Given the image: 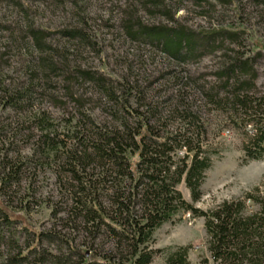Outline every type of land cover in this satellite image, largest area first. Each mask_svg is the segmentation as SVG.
I'll use <instances>...</instances> for the list:
<instances>
[{
  "label": "rangeland",
  "instance_id": "374dc122",
  "mask_svg": "<svg viewBox=\"0 0 264 264\" xmlns=\"http://www.w3.org/2000/svg\"><path fill=\"white\" fill-rule=\"evenodd\" d=\"M135 20L144 28L185 32L194 47L190 53L183 48L175 58L139 25L127 29ZM74 28L89 41L69 35ZM239 57L251 64L261 95L264 0H160L156 5L147 0H0V160L6 156L13 163L24 162L19 185L0 189V206L13 221L3 241L23 246L30 232L49 229L75 236L77 244L89 240L71 227V198L77 189L61 153L75 147L76 133L85 134L86 141L94 124L119 127L115 117L132 127L136 118L143 120L163 136L199 132L194 140L198 137L211 160L202 196L193 202L202 210L255 186L264 191V161L245 155L247 139L240 121L202 93L221 84L223 64ZM77 70L101 76L119 105L126 100L129 113L118 110L117 102ZM125 84L131 93H121ZM188 110L193 121L186 117ZM44 133L56 137L57 153L63 157L55 159L50 145L41 150L46 159L36 151L42 148L38 141ZM183 153L176 150L174 159ZM96 170L89 164L83 174L92 176ZM177 189L192 202L183 181ZM247 203L249 210L258 208ZM203 223L202 216L185 211L156 228L149 245L159 251L149 264H165V255L183 246L189 247L188 264H217L207 250ZM6 253L2 243L0 260Z\"/></svg>",
  "mask_w": 264,
  "mask_h": 264
},
{
  "label": "trees",
  "instance_id": "16d2710c",
  "mask_svg": "<svg viewBox=\"0 0 264 264\" xmlns=\"http://www.w3.org/2000/svg\"><path fill=\"white\" fill-rule=\"evenodd\" d=\"M147 1L156 5L160 0ZM133 24L142 27L146 37L159 39L162 49L175 58L180 57L183 48L190 53L194 47L191 38L178 29L172 33L164 26L144 28L139 20L129 23L127 29ZM69 35L89 41L76 28ZM77 72L85 81L95 82L107 99L117 102L115 92L105 86L101 76L85 70ZM253 72L247 59L236 58L223 64L221 84L202 93L210 102L233 112L247 139L243 144L245 155L264 161V93L257 95ZM120 89L121 93H131V87L126 84ZM9 101L10 105L14 103L11 98ZM125 107L126 100L121 101L118 110L129 113ZM185 112L193 121L192 111ZM113 114L116 116V112ZM144 119L146 122L147 118ZM115 120L119 121L117 128L94 124L87 132L86 141L85 134L76 133L77 143L66 154L61 153L64 157L57 153L56 137L48 133L40 135L38 148H42L36 149L46 159L47 154L41 150L50 145L55 159L63 157L62 161L68 165L67 171L71 172L70 179L76 182L77 189L71 198L69 212L74 223L71 227L85 233L89 240L77 244L75 236L49 229L30 232L23 246L3 241L5 228L11 229L13 221L0 206V245L4 243L7 251L0 264H149L159 251L149 245L154 230L185 211L204 218L206 246L215 263L264 264V191L259 186L202 210L193 202L202 196L200 187L211 160L198 137L194 140L196 132L175 131L163 136L143 120L136 118L134 127L122 117ZM178 149L184 153L174 159ZM23 164L1 157V190H8L13 183L19 185L21 178L17 175ZM89 164L97 169L92 176L83 174ZM181 181L188 188L192 202L185 200L177 189ZM248 201L258 208L249 210ZM76 221L79 223L75 224ZM81 245L88 246L90 252ZM188 248L183 246L168 252L165 264H188Z\"/></svg>",
  "mask_w": 264,
  "mask_h": 264
}]
</instances>
